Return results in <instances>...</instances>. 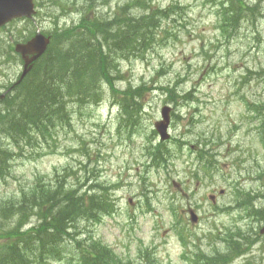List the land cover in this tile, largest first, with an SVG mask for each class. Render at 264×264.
I'll return each mask as SVG.
<instances>
[{
    "label": "rangeland",
    "instance_id": "374dc122",
    "mask_svg": "<svg viewBox=\"0 0 264 264\" xmlns=\"http://www.w3.org/2000/svg\"><path fill=\"white\" fill-rule=\"evenodd\" d=\"M36 2L35 22L1 29L13 46L38 28L55 42L53 32L85 17L130 20L173 6L150 48L118 58L93 102H69L68 123L39 133L16 155L0 177V207L32 186L71 183L83 193L96 185L112 196L114 211L94 224L81 220L88 234L76 229L77 237L103 241L120 264H264V0ZM22 70L14 52L0 59V95ZM175 91L178 104L170 99ZM167 104L177 115L163 145L172 158L156 166L150 151L161 143L155 124ZM19 225H0V250L13 241L9 228ZM73 251L65 240L63 255L33 264H80Z\"/></svg>",
    "mask_w": 264,
    "mask_h": 264
},
{
    "label": "trees",
    "instance_id": "16d2710c",
    "mask_svg": "<svg viewBox=\"0 0 264 264\" xmlns=\"http://www.w3.org/2000/svg\"><path fill=\"white\" fill-rule=\"evenodd\" d=\"M91 2L85 0L86 5ZM172 6L153 8L136 18L130 16V20L115 14L99 15L90 18V21H85V17L79 25L58 28L55 37L58 34L59 39L56 37L54 44L35 63L24 81L0 99V106L5 105L0 108V177L8 172L10 159L21 155L25 145L34 140L33 136L38 137L39 133L46 135L57 128V124L67 122L69 102L82 105L95 100L103 80H111L107 74L118 58L127 55L126 58L130 55L137 57L150 48L155 42L161 18L168 16ZM0 40L3 42L0 44L11 53V43L2 38ZM165 89L175 90V87ZM139 91L134 90L133 96ZM178 97L180 95L175 91L170 99L177 102ZM124 108L129 111L127 106ZM137 116L130 118L129 126H136L133 120H137ZM5 139L11 141L9 146L4 144ZM24 139L31 140L26 142ZM164 144L157 146L155 154L150 151L156 166H167L168 159L172 158L165 157L167 151L163 148ZM43 188L32 186L22 190L20 200L15 203L7 201L0 207L4 220L16 219V223L20 224L9 228L7 238L13 241L0 250V264L48 261L64 254L65 240L74 247L73 252L80 264H120L114 250L103 241H82L77 237L76 229L81 235L88 234V231L81 233V220L94 224L114 211L110 194L98 191L96 185L92 191L83 193L79 186L71 183L68 187L60 184L58 188L41 190ZM34 216H39L38 223L33 221ZM4 220L0 219V225L4 224ZM144 258L149 259V255Z\"/></svg>",
    "mask_w": 264,
    "mask_h": 264
},
{
    "label": "water",
    "instance_id": "95a60500",
    "mask_svg": "<svg viewBox=\"0 0 264 264\" xmlns=\"http://www.w3.org/2000/svg\"><path fill=\"white\" fill-rule=\"evenodd\" d=\"M35 13L34 0H0V26L15 18L29 17ZM50 43V37L38 32L34 38L27 43H18L15 50L22 55L25 61L24 71L18 83L31 71L34 62L42 56ZM169 106L162 109L163 121L157 124V130L163 140L169 138L168 127L170 124ZM196 220V218H193ZM264 232V229H263Z\"/></svg>",
    "mask_w": 264,
    "mask_h": 264
},
{
    "label": "bare ground",
    "instance_id": "6f19581e",
    "mask_svg": "<svg viewBox=\"0 0 264 264\" xmlns=\"http://www.w3.org/2000/svg\"><path fill=\"white\" fill-rule=\"evenodd\" d=\"M109 15V14H108ZM164 18V17H163ZM80 23V22H79ZM79 23L77 24V25H79ZM8 24H4V25H2V26H0V33L2 32L1 31V29H4L6 26H7ZM73 25H75L74 23H73ZM58 26H59V24H58ZM72 27V26H71ZM69 28V27H68ZM162 31H163V20H162V18H161V22H160V24H159V29L157 30V32H156V36H155V38H154V41H156V39L161 35V33H162ZM54 33V35H55V33L56 32H53ZM0 38H2L5 42H7V43H11V40H9V38H7V37H5L4 35H2V34H0ZM153 41V42H154ZM152 42V43H153ZM0 43H3L1 40H0ZM145 47H147L146 45H145ZM144 47V48H145ZM10 55V53L7 51V49L4 47V45L3 44H0V59L1 60H6L7 59V57ZM18 79V78H17ZM17 81V80H16ZM15 81V82H16ZM46 84V83H45ZM44 85V84H43ZM46 86V85H45ZM44 86V87H45ZM47 90V89H46ZM48 91V90H47ZM48 93H50V92H48ZM5 106V105H4ZM4 106H0V108L2 109V108H4ZM132 107H130V109H131ZM142 111V108L140 107V112ZM37 114V113H36ZM172 116H174V117H177V115L173 112V113H171V117ZM68 122H65L64 123V125L65 124H67ZM17 130V129H16ZM29 130V129H28ZM21 133V132H20ZM34 134V133H33ZM32 134V135H33ZM32 139H34V140H32V141H29V140H31V139H24V141H26V142H28L29 141V143H33V142H35V140H37L34 136H33V138ZM23 141V140H22ZM4 142V141H3ZM11 143V141H9V140H7V139H5V142H4V144L5 145H8L9 146V144ZM16 159V157H13V158H11L10 159V161H9V163H7V171L9 172V169H10V167H11V163L14 161ZM7 172V173H8ZM7 173H4V176L7 174ZM7 246V245H6ZM5 246V247H6Z\"/></svg>",
    "mask_w": 264,
    "mask_h": 264
}]
</instances>
